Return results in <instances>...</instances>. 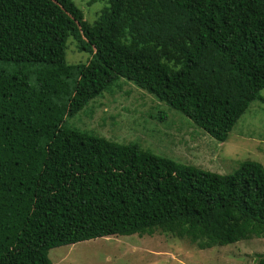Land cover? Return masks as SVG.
<instances>
[{"label":"trees","instance_id":"obj_1","mask_svg":"<svg viewBox=\"0 0 264 264\" xmlns=\"http://www.w3.org/2000/svg\"><path fill=\"white\" fill-rule=\"evenodd\" d=\"M69 39L87 63L66 62ZM0 64V264L156 231L264 238L260 163L217 174L65 126L122 78L226 141L264 111V0H108L92 23L73 0H0Z\"/></svg>","mask_w":264,"mask_h":264},{"label":"rangeland","instance_id":"obj_2","mask_svg":"<svg viewBox=\"0 0 264 264\" xmlns=\"http://www.w3.org/2000/svg\"><path fill=\"white\" fill-rule=\"evenodd\" d=\"M73 1L89 23L108 2ZM89 59L88 54L78 52L71 39L67 41L68 64ZM11 68L0 64V69ZM117 82L68 118L65 126L119 144L136 143L158 156L217 174H231L247 160L264 167V111L259 101L250 104L226 141L217 142L147 92L122 78ZM259 95L264 99V89ZM48 258L52 264H259L264 259V238L201 250L187 238L156 231L151 236L98 238L58 247L49 251Z\"/></svg>","mask_w":264,"mask_h":264}]
</instances>
